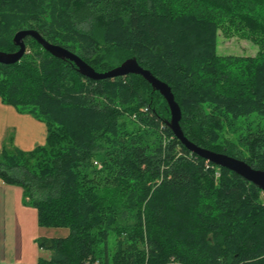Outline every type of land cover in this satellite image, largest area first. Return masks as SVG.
I'll use <instances>...</instances> for the list:
<instances>
[{
  "label": "trees",
  "instance_id": "1",
  "mask_svg": "<svg viewBox=\"0 0 264 264\" xmlns=\"http://www.w3.org/2000/svg\"><path fill=\"white\" fill-rule=\"evenodd\" d=\"M25 30L97 72L137 59L172 88L190 142L264 170V0H0V52ZM220 35L259 51L220 55ZM25 43L0 64V98L47 142L25 153L7 138L0 177L40 227L70 231L37 239L51 253L38 264H264V192L190 153L143 77L93 81Z\"/></svg>",
  "mask_w": 264,
  "mask_h": 264
},
{
  "label": "water",
  "instance_id": "2",
  "mask_svg": "<svg viewBox=\"0 0 264 264\" xmlns=\"http://www.w3.org/2000/svg\"><path fill=\"white\" fill-rule=\"evenodd\" d=\"M28 37L35 39L44 50L50 53L53 57L72 63L80 75L90 80L102 81L106 79L127 77L129 75L143 77V79L151 85L152 89L155 92L160 93L167 102L171 119L167 121L166 124L171 129L174 136L190 153L219 168L227 169L235 173L264 192V170H256L252 168L242 158L231 157L223 153H216L200 148L186 138L181 127L182 110L175 99L172 88L167 83L156 78L149 70L141 67L137 59H129L120 66L107 72H97L93 67L70 50L49 43L37 31L25 30L19 32L14 38L15 45L19 47V51L11 54L0 52V64L15 65L19 63L27 54L25 40Z\"/></svg>",
  "mask_w": 264,
  "mask_h": 264
},
{
  "label": "crops",
  "instance_id": "3",
  "mask_svg": "<svg viewBox=\"0 0 264 264\" xmlns=\"http://www.w3.org/2000/svg\"><path fill=\"white\" fill-rule=\"evenodd\" d=\"M47 136L48 128L45 123L32 115L20 113L15 107L4 104L0 98V154L9 137H13L14 145L18 149L28 153L37 147L44 146ZM28 206L23 190L7 185L0 177V264H35L36 255L28 257L26 253H20L21 249H17L16 223L8 225L11 227V231L13 230L10 231L11 237L7 227L11 213L32 214L33 211ZM28 238L27 244L32 251L31 242L36 238L34 239L32 236Z\"/></svg>",
  "mask_w": 264,
  "mask_h": 264
},
{
  "label": "rangeland",
  "instance_id": "4",
  "mask_svg": "<svg viewBox=\"0 0 264 264\" xmlns=\"http://www.w3.org/2000/svg\"><path fill=\"white\" fill-rule=\"evenodd\" d=\"M259 49L256 47L253 42L241 36H235L233 38H227L224 35L219 36V44H218V53L220 55H239V56H255L258 53ZM171 119V117H170ZM33 212L32 214L26 213H11V217L7 221V227L9 223H16L17 230V238L18 241L17 249L20 250V253H26V256H37L35 264H38L39 259H49L51 257V253L48 251H43L39 249L38 244L36 242L39 238H65L69 235L70 231L68 229H58V228H42L38 225L37 220V210L31 206ZM35 212V213H34ZM14 228V226H12ZM11 227H8V233H10L11 237ZM33 237L35 240L31 242L32 251L29 248L28 237ZM113 242V241H112ZM36 243V244H34ZM115 246V243L112 244ZM36 252V253H35Z\"/></svg>",
  "mask_w": 264,
  "mask_h": 264
}]
</instances>
